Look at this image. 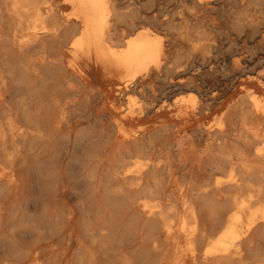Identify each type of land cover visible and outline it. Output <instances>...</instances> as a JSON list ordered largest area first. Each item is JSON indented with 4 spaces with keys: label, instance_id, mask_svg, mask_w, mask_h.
<instances>
[{
    "label": "bare ground",
    "instance_id": "obj_1",
    "mask_svg": "<svg viewBox=\"0 0 264 264\" xmlns=\"http://www.w3.org/2000/svg\"><path fill=\"white\" fill-rule=\"evenodd\" d=\"M0 3L3 4L0 6V42L5 43V49H0V63L15 80L12 91L18 96L15 105L2 107L0 116L1 218L5 214V202L18 197L27 184L26 173L18 167L20 141L41 136L45 123L54 121L55 125H61L65 121L71 104L67 96L74 90L66 71L77 73L81 62L100 66L119 74L122 87L128 90L139 76L162 66L166 49L161 35L145 27L126 37L124 46H118L124 30L117 26L120 14L116 0H62L61 6L70 8L66 14L59 11L57 0H0ZM31 47H36L40 56L36 61L20 63V56ZM65 55L70 57L67 63ZM41 64L49 72L47 79L56 68L63 67V71L59 70L60 81L50 83L42 78L37 67ZM235 64L239 65V61ZM6 77L0 73V104L5 102L10 88ZM56 89L60 93H56ZM191 93L166 105L178 108L176 121L183 123V129H191L197 122L196 129L207 135L203 153L209 158V169L199 164V176L180 180L169 168L166 180L149 181L144 175V167L149 164V156L145 159L143 155L147 149L143 152L141 148L144 162L135 158L134 152L117 159L112 174L117 196L105 198L118 208L116 228L119 224L122 233L117 236V229L112 231L104 220L97 230L100 239L88 248V254L81 253L76 259L54 264H264V101L250 90L206 124L201 120L209 116L211 107L199 101L196 93ZM133 100L131 98L126 106L125 119L142 112L133 105ZM236 112L241 115L237 122H232L230 117ZM5 182L13 190L10 195L2 187ZM105 192L108 195L109 191ZM127 240L134 250L125 246ZM42 253L38 250L30 253V264H45Z\"/></svg>",
    "mask_w": 264,
    "mask_h": 264
},
{
    "label": "rangeland",
    "instance_id": "obj_2",
    "mask_svg": "<svg viewBox=\"0 0 264 264\" xmlns=\"http://www.w3.org/2000/svg\"><path fill=\"white\" fill-rule=\"evenodd\" d=\"M179 1L116 0L120 14L117 26L124 30L118 46H124L122 43L126 37L144 27L161 35L165 42L163 67L139 76L130 89L122 87L119 74L100 66L81 62L77 73L66 71L74 88L67 96L71 101L68 117L61 125H55L54 121L45 123L41 135L45 137L20 141L22 149L18 167L26 173L27 184L18 197L5 202V214L0 218V264H30L29 254L36 250L43 252L45 264L71 261L78 254H88V248L99 241L97 230L104 220L115 232L118 208L106 198L117 196L112 174L116 160L128 156L129 152H134L135 158H140L141 162L149 156V164L144 167L145 178L149 181L155 178L166 180L169 170H173L174 177L181 180L186 176H199V164L209 169V158L203 153L207 135L196 129L197 122L191 129L182 128L183 123L176 121L178 108L166 105L174 99L196 93L199 101L211 107L209 116L201 120L206 124L214 121L250 90L264 101V0ZM61 3L62 0H57L59 11L68 13L70 8L62 7ZM4 46L5 43L0 42V49H5ZM64 49L67 50V47ZM39 56V50L31 47L20 56L19 61L26 64L32 59L36 61ZM67 59L70 57L65 55L66 63ZM232 60H235L234 63ZM236 61L239 65L235 64ZM37 67L41 77L47 79L49 72L45 65ZM63 69L56 68L47 80L50 83L60 81L59 70ZM0 73L7 76L10 86L5 102L0 104L1 116L2 107L15 105L18 96L12 91L15 80L1 63ZM32 81L35 79L32 78ZM55 91L60 93L58 89ZM131 98L135 100L133 105L142 112L125 119L126 106ZM240 115L241 112L233 113L230 120L237 122ZM146 149L147 154H143ZM2 187L9 195L13 193L6 182ZM105 191H109L108 195ZM73 194L76 196L73 197ZM115 233L117 236L122 233L119 224ZM129 241L125 242V246L134 250ZM81 243L84 247L80 246Z\"/></svg>",
    "mask_w": 264,
    "mask_h": 264
}]
</instances>
